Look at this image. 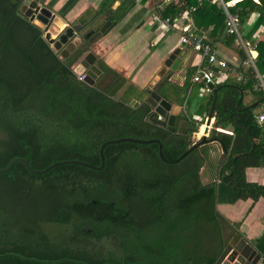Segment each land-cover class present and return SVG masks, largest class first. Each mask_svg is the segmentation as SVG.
Masks as SVG:
<instances>
[{"label":"trees","instance_id":"1","mask_svg":"<svg viewBox=\"0 0 264 264\" xmlns=\"http://www.w3.org/2000/svg\"><path fill=\"white\" fill-rule=\"evenodd\" d=\"M57 1L49 0L47 7ZM78 1L67 0L58 15L64 18ZM116 1L103 0L97 17ZM23 2L0 0V168L14 158L27 160L35 170L61 160L99 166L100 146L120 138L158 140L165 161L157 144L125 142L104 148L101 170L62 165L35 175L15 163L0 173V264H220L234 231L216 206L264 198V186L246 182L244 175L264 157V127L255 123L254 108L237 107L235 84H217L207 138L220 146L221 154L213 160L206 144L173 163L193 145L213 94L201 98L195 111L200 120L182 113L168 131L151 119L141 92L101 60L102 75L93 86L78 80L72 66L82 51L66 59L57 55L43 31L20 14ZM135 4L122 0L112 10V25ZM160 4L162 20L187 12L198 33L212 26V42L223 34L234 40L225 33L223 11L215 4ZM229 12L238 16L241 27L256 13L255 28L264 27V0H241ZM257 51L264 71V40ZM238 53L243 60V52ZM194 70H188L182 88H170L181 105ZM235 86L244 96H254L252 102L260 99L249 84ZM204 166L216 171L207 184L200 177ZM255 245L264 255V234Z\"/></svg>","mask_w":264,"mask_h":264},{"label":"crops","instance_id":"2","mask_svg":"<svg viewBox=\"0 0 264 264\" xmlns=\"http://www.w3.org/2000/svg\"><path fill=\"white\" fill-rule=\"evenodd\" d=\"M48 1L49 0H47V3ZM102 1L103 0H79L62 19L74 21L89 8L95 10L97 14ZM121 1L122 0H117L112 5L111 10H109L110 16L108 20L111 17L112 10L118 7ZM177 1L178 0H174V2ZM206 1L210 4H215L214 2H210V0ZM229 1L231 2V7H233L241 0ZM252 1L258 4V0ZM66 2L67 0H58L54 4L52 9L58 17H60L58 11ZM215 5L219 7L217 4ZM160 7V0H146L144 2L136 0V4L131 11L95 43L94 52L97 57L96 66L97 61L101 60L109 69L124 77L129 84L134 86L137 92H141L142 100L145 101L147 97L145 88L157 81V74L162 68L164 61L174 50L178 49L175 60L177 59L179 63L176 69L169 73L167 79L161 85L157 82L156 86H159L158 92L160 94L163 90V92H166L168 102L181 107L180 114L186 112L200 120L201 117L195 115V111L201 98L205 96L202 92V86L191 83L186 98V102L189 99L191 100L188 105L186 102H184L183 105L179 104L170 89L171 86L178 88L183 87L188 70L196 68L200 62V55L191 50L187 45L181 44L179 31L173 28L168 29L161 24V18L158 14ZM190 11H194V8L192 7ZM103 16L97 17V20ZM177 18V25L189 21L192 25V30L197 31L192 17H190L187 12L180 14ZM211 31L212 26H209L202 32L210 37ZM224 36L223 34L221 39L214 42L209 38L213 49L220 58L231 63H238L240 60L238 53L239 49L235 39L230 41L224 39ZM261 40L262 39L257 40V43ZM165 82H168V85H165ZM246 98L247 97L243 95L241 104L244 105V108L253 103L252 99H249V102H244ZM255 108L258 109V105ZM258 126L264 127L261 125ZM202 127L199 128V133L196 134L197 139L201 137L200 133ZM208 146H210L212 152L215 153L216 151L221 154V148L217 143L211 142ZM213 158H215V156H213ZM244 175L246 182L264 186V157L258 167L245 169ZM200 177L203 184L210 183L215 179L216 171L208 166H204L200 170ZM216 208L219 214L232 225L234 231L232 236L239 234L241 238L250 243L261 256L257 264H264V255L258 251L255 245V242L264 234V198L260 197L256 201L251 199H239L233 204H218ZM230 239L231 238H229V241ZM223 264H226V262Z\"/></svg>","mask_w":264,"mask_h":264},{"label":"water","instance_id":"3","mask_svg":"<svg viewBox=\"0 0 264 264\" xmlns=\"http://www.w3.org/2000/svg\"><path fill=\"white\" fill-rule=\"evenodd\" d=\"M20 14L28 19L29 22L36 25L43 31V37L45 41L51 46V49L59 55L62 59H66L70 54L77 51H82L77 62L72 66L73 73L77 76H83L82 82L88 86H93L96 81L102 75L101 70L96 66V55L88 48L101 39V37L112 28V22L108 20L110 12H106L103 17L97 20L96 11L92 8L86 10L81 14L74 22L72 26L67 25L64 19L58 17L52 8L47 7V0H24L19 9ZM85 31L83 39L79 38V32ZM82 40L87 41L86 45H82ZM178 53V49L174 50L164 61L162 68L157 74V81L150 84L145 88L147 95L145 102L150 106L152 115L151 119L161 127H164L168 131H172L175 126L176 117L181 113V107L175 104H171L158 92L159 86H156L157 82L160 85L167 79V76L171 71H174L179 63L175 56ZM213 90V100L208 111L207 117L203 125L202 135L195 142V138L192 139L193 145L181 154L173 163H177L182 160L191 151L198 149L199 147L211 143L208 140V133L210 124L215 109L216 93L217 90L213 85H208ZM238 90L240 97L237 102V107L242 102L243 92L238 86H233ZM262 98L256 100L252 104L247 105L244 109H253L260 102ZM131 106L136 107L138 103L134 100L130 102ZM136 143V144H157L158 154L161 160L165 161L162 156L161 143L156 140H139L133 138H120L117 140H109L104 142L99 148L100 165L92 166L86 162L78 160H61L54 162L41 170H35L30 167L27 160L23 158L12 159L5 167L0 168V173L7 172L15 163H21L30 173L35 175H42L56 166L62 165H78L92 170H101L104 166L103 150L108 145L120 144V143ZM222 146V145H221ZM227 257L225 259L226 264H257L260 260V254L254 249V247L248 243L245 239L241 238L239 234H235L231 237L227 246ZM225 254V255H226ZM223 259L220 264L225 263Z\"/></svg>","mask_w":264,"mask_h":264},{"label":"built area","instance_id":"4","mask_svg":"<svg viewBox=\"0 0 264 264\" xmlns=\"http://www.w3.org/2000/svg\"><path fill=\"white\" fill-rule=\"evenodd\" d=\"M210 2L217 4L223 11L225 32L227 35L234 37L238 49L244 54V59L239 60L238 63H231L220 58L213 49L209 37L205 33L192 30L189 21L177 25L178 18L175 17L172 20L168 18L161 19V24L168 29L173 28L179 31L181 44L187 45L200 55V62L191 77L193 84L201 85L202 92L205 95L211 94L213 91L208 85L215 87L217 84L225 82L241 86L249 84L251 93L262 98L255 113V123L264 126V71L258 67V43L257 41L245 39L242 35L238 16L229 12V8H231L230 1L210 0ZM77 79L82 81L83 76L79 75ZM217 132L232 135L228 130L217 129ZM227 255L223 257V262H225Z\"/></svg>","mask_w":264,"mask_h":264},{"label":"rangeland","instance_id":"5","mask_svg":"<svg viewBox=\"0 0 264 264\" xmlns=\"http://www.w3.org/2000/svg\"><path fill=\"white\" fill-rule=\"evenodd\" d=\"M53 8V7H52ZM257 14L254 13L250 16V18L247 20V22L241 27V32H242V35L244 36L245 39H249L251 41H257V40H260V39H264V27L261 25V26H258L257 28H255V22H256V19H257ZM64 21H66L64 19ZM75 20L74 21H66L67 25L69 26H72L74 24ZM89 50L91 51H95V45H92L88 48ZM95 53V52H94ZM246 100L244 102H249V99H253L254 97H249V96H246ZM257 112V109L255 108L254 109V113ZM199 133V129H198V132ZM200 135H202V133H200ZM199 135V137H200ZM193 138H196V135L193 136ZM192 138V139H193ZM196 142V141H195ZM212 151V150H211ZM218 155H220L219 152H211V158L213 160H216L218 158ZM213 156H215V158H213Z\"/></svg>","mask_w":264,"mask_h":264},{"label":"flooded vegetation","instance_id":"6","mask_svg":"<svg viewBox=\"0 0 264 264\" xmlns=\"http://www.w3.org/2000/svg\"><path fill=\"white\" fill-rule=\"evenodd\" d=\"M84 34H85V31H81V32H79V38L83 39L82 37H83ZM82 42H83L82 45H86V42H87V41H83V40H82Z\"/></svg>","mask_w":264,"mask_h":264}]
</instances>
